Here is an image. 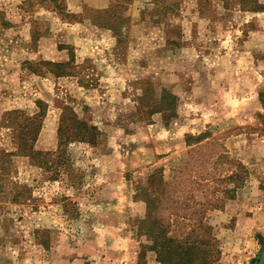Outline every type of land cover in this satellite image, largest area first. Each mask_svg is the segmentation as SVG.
I'll return each mask as SVG.
<instances>
[{"label":"rangeland","instance_id":"374dc122","mask_svg":"<svg viewBox=\"0 0 264 264\" xmlns=\"http://www.w3.org/2000/svg\"><path fill=\"white\" fill-rule=\"evenodd\" d=\"M260 34L264 0H66L63 9L54 0H0V153L19 150L24 116L13 120L9 112L34 115L41 98L50 102L42 105L46 115L37 149L57 150L65 106L101 130L97 144L71 143L70 161L61 170L0 154V264L98 262L101 254L90 251L107 247L113 235L106 231L109 225L97 223L100 211L93 201L110 197L100 191L110 174L132 180L134 201L145 204V213L124 227L137 229L141 261L152 250L139 233L147 210L140 186L153 173L161 172L168 182L179 168L192 175L189 182L198 173L211 176L231 197L235 185L249 180L242 157L254 153L252 145L243 151L239 137L264 136ZM71 55L67 66L59 65ZM62 70L69 74L57 75ZM219 84L233 94L247 90L243 98H228L236 106L231 114L208 109ZM165 90L177 95L183 112L167 117L158 111ZM204 102L203 110L197 103ZM178 129L186 130L185 142L190 135L192 145L168 158V132ZM201 134L208 137L194 144ZM212 140L219 153L209 163L210 147L197 146ZM176 160L181 167H174ZM201 194L195 198L208 201ZM208 203L207 217L211 205H221ZM233 221L216 236L221 255L225 250L232 262L242 255L245 264H254L264 232L255 231L254 223ZM189 224L181 218L173 233L183 234Z\"/></svg>","mask_w":264,"mask_h":264},{"label":"trees","instance_id":"16d2710c","mask_svg":"<svg viewBox=\"0 0 264 264\" xmlns=\"http://www.w3.org/2000/svg\"><path fill=\"white\" fill-rule=\"evenodd\" d=\"M57 7L64 8L66 0H54ZM74 60V56L67 62H62L60 66H67L68 62ZM45 63H54L48 61ZM68 72L62 70L57 75H67ZM260 101L264 105V91L260 92ZM158 111H163L168 117L177 111V95L164 91L161 97ZM39 105V112L34 115H28L24 110H13L9 112V117L13 120L19 116H24V122L20 126L22 129L21 139L18 143V151L16 153H9L4 150L0 154L10 157L15 154L29 157L33 164L46 165V169L50 170L51 165L56 169H62L63 165H67L70 161L68 146L73 142H86L90 144H97L101 135L100 128L93 124L86 118L80 115L71 107H63V112L60 117L58 127L59 144L55 151H46L36 148V142L44 124L46 109L42 107L47 104L43 100H37ZM5 119V118H4ZM3 119V120H4ZM264 123V119L262 120ZM30 137V138H29ZM187 144L192 145L188 141ZM192 137V135H191ZM194 137V136H193ZM208 136L201 134L194 137L196 140L194 144L203 141ZM217 141L212 140L205 144H199L198 148L205 150L210 147V154L208 158L209 163L214 159L217 152H215V145ZM223 151V150H222ZM49 163L51 165H49ZM189 164V163H188ZM187 164V166H188ZM59 173V172H58ZM57 174L55 178L58 176ZM198 179L194 182H189V175H186L185 169H177L175 177L171 182L166 181L164 174L161 172L153 173L147 184H142L143 200L146 201L147 210L145 217L140 221L139 233L147 236L151 244L146 245L148 250L156 252L157 260L161 264H217L221 257V248L219 240L213 233V227L207 221V202L212 204V200L203 202L195 198L196 186L201 181H214L213 177L201 178L198 173ZM215 182V181H214ZM243 185V184H242ZM241 185H235L231 191V197L234 196L235 189ZM151 191V196L147 192ZM225 191V190H224ZM229 188L226 189V194ZM154 193V194H153ZM226 196V195H225ZM211 201V202H210ZM208 203V204H209ZM192 204V205H191ZM216 208V205H211ZM210 209H213V208ZM182 219L189 220V230L183 234H174L173 230L175 222ZM208 246L212 249H207Z\"/></svg>","mask_w":264,"mask_h":264},{"label":"crops","instance_id":"0c3cea01","mask_svg":"<svg viewBox=\"0 0 264 264\" xmlns=\"http://www.w3.org/2000/svg\"><path fill=\"white\" fill-rule=\"evenodd\" d=\"M258 39H264V35L260 34ZM259 62L260 64L264 63V59H258V63ZM226 73L230 76V69H227ZM228 74L226 76H228ZM209 93L210 92H208V94ZM246 93L247 90L243 89L240 94L238 92L233 94V88L229 89V87H226V84L224 88L221 84L216 85L211 92V104L208 109L211 110V113H217L216 111H218L222 112V114H227L228 112L231 114L234 111L233 108L236 106H233L234 104L231 102H227L228 98H232L233 95L243 98L247 95ZM223 96H225V100H223ZM41 99L47 103L50 102V99ZM197 105L204 110L203 106L205 102L197 103ZM261 107H263V105ZM182 109L183 107L179 104L177 106V111L181 113L183 112ZM218 114L220 113H217V115ZM224 120L221 119V121ZM259 124L263 125L261 119H259ZM187 131H194V129ZM168 133H170V138L166 146L170 153L167 157L171 158L185 148L184 145L186 142L184 138L186 136V130L180 132L178 129L177 133H173L172 131ZM42 135L43 134L40 132L37 143L41 141ZM239 140L244 152H246V149L250 148V145H252L254 149L252 155L248 157L243 156L241 159L243 164L248 165L250 168L249 180L235 189L233 197H225V192L220 189V186L214 181H201L197 184L195 189L196 193L199 191L202 193L201 196H206L212 201L220 200L221 205L210 210L207 217L208 223L214 227L215 235L218 238H221L220 232L226 231L227 224L231 223L232 220H234L233 223L237 225L254 223L256 224L255 231L258 233L264 232V136L242 134ZM227 144H229V142H227ZM181 166V160H176L174 167ZM110 176L112 177L109 179L107 177L108 180L106 184H104L102 190H100L102 193L109 194L110 197L107 196L105 200L101 199L97 202L93 201V207L100 211V217L97 219V223L109 225L110 228L106 231L113 236L111 235L112 238L107 236V243H105L107 247L104 246L105 248L98 249L95 254L90 251L91 256L94 257H97L95 255H98V253L101 254V259H98V262L93 261L92 263H86L83 259L74 264H161L157 260L156 253L153 251L147 252L144 261H141L139 256L140 244L137 241V229L134 227L133 230L131 228L130 231L128 228L124 229L126 226L131 227L133 220L137 217H141L145 213V204L134 201L133 199L134 192L132 190V180L129 181L125 176H123V179H119L120 176L114 177L113 174H110ZM112 230L113 232H111ZM222 254L217 264H245L246 258L242 257V255L232 262L225 250Z\"/></svg>","mask_w":264,"mask_h":264},{"label":"water","instance_id":"95a60500","mask_svg":"<svg viewBox=\"0 0 264 264\" xmlns=\"http://www.w3.org/2000/svg\"><path fill=\"white\" fill-rule=\"evenodd\" d=\"M254 264H264V245H263V248L259 255L258 260H256Z\"/></svg>","mask_w":264,"mask_h":264}]
</instances>
